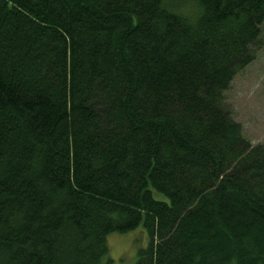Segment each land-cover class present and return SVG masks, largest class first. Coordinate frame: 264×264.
I'll return each mask as SVG.
<instances>
[{"label":"trees","instance_id":"obj_1","mask_svg":"<svg viewBox=\"0 0 264 264\" xmlns=\"http://www.w3.org/2000/svg\"><path fill=\"white\" fill-rule=\"evenodd\" d=\"M263 29L264 0H0V264H114L140 227L134 264H264V146L223 106Z\"/></svg>","mask_w":264,"mask_h":264},{"label":"rangeland","instance_id":"obj_2","mask_svg":"<svg viewBox=\"0 0 264 264\" xmlns=\"http://www.w3.org/2000/svg\"><path fill=\"white\" fill-rule=\"evenodd\" d=\"M223 106L241 125L243 135L252 146H264V29L255 60L236 75L223 93ZM145 238L141 227L123 236L110 235L107 247L114 264H134Z\"/></svg>","mask_w":264,"mask_h":264}]
</instances>
